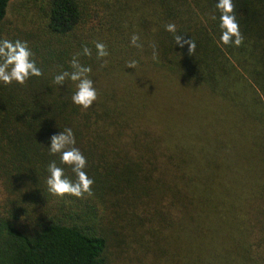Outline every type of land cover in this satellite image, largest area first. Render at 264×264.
Instances as JSON below:
<instances>
[{
	"label": "trees",
	"instance_id": "obj_1",
	"mask_svg": "<svg viewBox=\"0 0 264 264\" xmlns=\"http://www.w3.org/2000/svg\"><path fill=\"white\" fill-rule=\"evenodd\" d=\"M216 2L0 0V39L27 41L43 70L24 85L0 83V187L10 195L0 205V264H110L108 232L125 229L123 218L135 227L145 214L155 257L162 245L153 230L180 209L198 227L216 213L225 144L237 139L231 143L236 153L254 151L264 169V0H233L245 37L239 48L219 43ZM169 23L176 33L165 30ZM133 33L141 48L131 45ZM177 35L194 41L195 51L176 44ZM96 41L107 46V57L97 58ZM85 46L91 56L83 54ZM74 56L91 67L98 90L87 110L71 101L74 82L54 83L55 75L72 71ZM132 60L136 69L127 67ZM170 85L177 94H167ZM173 97L184 98L183 108ZM191 104L215 107L207 118L221 145L200 144L206 118L198 114L200 123L186 124L181 115ZM66 127L87 157L85 171L95 181L90 197L48 192L47 166L52 160L59 165L48 144ZM244 132L246 150H238ZM59 166L75 179L67 165ZM251 233L243 249L253 264H264V237L254 241Z\"/></svg>",
	"mask_w": 264,
	"mask_h": 264
},
{
	"label": "rangeland",
	"instance_id": "obj_2",
	"mask_svg": "<svg viewBox=\"0 0 264 264\" xmlns=\"http://www.w3.org/2000/svg\"><path fill=\"white\" fill-rule=\"evenodd\" d=\"M17 1L10 0V5L16 4ZM13 13L12 9L7 13L9 21H14ZM166 89L170 96L177 94L175 87L171 85ZM182 93L187 94L186 98L196 99L193 93ZM172 100L179 108H183V97H173ZM220 107L224 112L227 111L225 106L220 104ZM215 111L214 106L191 104L181 112L186 124H192L196 119L200 123L198 114L206 118H201L199 124L203 126L202 132L200 131L202 140L200 144L204 142L214 146L215 143L221 145L223 142L221 136L216 133V125H212L208 120L214 117ZM172 122L177 124V118L174 117ZM244 129L248 131L247 126ZM247 134L244 132L242 135L245 136V140L242 137L239 142H235L244 143L238 150L243 148L246 150ZM154 138L158 139L157 136ZM234 141L225 144L223 152L219 151L225 177L216 186L218 203L215 204L217 208L215 214L209 215L207 221L198 227L196 222L187 219L189 216L186 217L181 209L177 215L169 211L170 216L174 215L172 219L169 218L167 223H162L161 230L159 228L153 230L155 241L162 245L161 248L158 246L160 249L155 257L153 248L156 246H153V236L146 230V214L141 216L144 221L141 220L135 227L127 224L128 219L123 218L125 229L117 228L113 232H108L107 251L110 264H195L196 257L197 264H253L248 259L243 245L250 244V231L254 241L264 237V169L254 151L244 152L242 157L240 156L242 154L236 153L234 149L236 146L231 144ZM225 152H230L231 155L228 153V156ZM250 167L253 169H249ZM227 168H232L233 171L226 170ZM6 199L10 200V195L2 185L0 205L3 206ZM127 212L130 213V210ZM122 213L125 216V212ZM218 219L221 224L217 223ZM139 220L140 218L137 221L140 222ZM245 221L251 223L252 230L246 227ZM200 228L202 230L199 232L197 229ZM244 230H248L249 235H246ZM147 248L149 251L146 252Z\"/></svg>",
	"mask_w": 264,
	"mask_h": 264
},
{
	"label": "clouds",
	"instance_id": "obj_3",
	"mask_svg": "<svg viewBox=\"0 0 264 264\" xmlns=\"http://www.w3.org/2000/svg\"><path fill=\"white\" fill-rule=\"evenodd\" d=\"M215 8L219 12V43L237 48L241 47L244 44L245 37L236 19L233 0H217ZM212 18L217 19L216 16ZM165 30L176 33L177 28L174 23H169L165 25ZM175 40L176 44L182 42L189 44L190 53L195 51L196 44L191 39L183 41V36L177 35ZM139 41L140 36L133 33L130 38L131 45L141 48L143 45ZM94 43L98 59H103L109 55L107 46L103 42L96 41ZM83 54L91 56V49L85 46ZM33 56L34 54L27 41L0 39V83L11 85L15 82L19 85H24L32 77L43 76V70L37 65ZM156 58L154 48L153 59ZM70 66L72 71L58 73L54 77V83L60 87L65 85L67 80L74 82L75 91L71 94V101L82 110H87L98 100V90L95 86V81L89 76L92 69L90 66L82 65L76 56L70 61ZM136 66L137 61L135 60L127 63L129 68L136 69ZM48 146L49 154L58 156L59 165H67L75 177V179H72L66 175L64 167L59 166L56 160L50 161L47 166L49 175L46 179L48 192L58 197L70 195L83 199L85 194L89 197L92 196V186L95 181L85 171L88 163L87 157L76 146V137L73 129L66 127L58 134H53L50 137Z\"/></svg>",
	"mask_w": 264,
	"mask_h": 264
}]
</instances>
